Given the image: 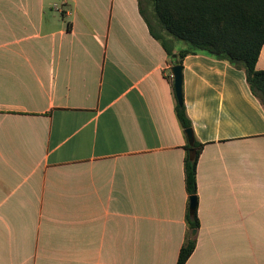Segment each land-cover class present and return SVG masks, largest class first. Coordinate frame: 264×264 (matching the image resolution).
Masks as SVG:
<instances>
[{"label": "crops", "instance_id": "obj_1", "mask_svg": "<svg viewBox=\"0 0 264 264\" xmlns=\"http://www.w3.org/2000/svg\"><path fill=\"white\" fill-rule=\"evenodd\" d=\"M146 7L0 0V264H178L188 138ZM182 66L204 145L186 264H264V107L244 70Z\"/></svg>", "mask_w": 264, "mask_h": 264}, {"label": "trees", "instance_id": "obj_2", "mask_svg": "<svg viewBox=\"0 0 264 264\" xmlns=\"http://www.w3.org/2000/svg\"><path fill=\"white\" fill-rule=\"evenodd\" d=\"M142 9L150 31L174 64L182 65L189 55L205 54L244 70L247 83L264 107V71L257 69L264 46V0H146ZM150 13V14H149ZM178 57L173 58L175 46ZM179 57L181 59H179ZM177 99V98H176ZM176 115L181 127L193 130L184 99L177 101ZM204 145L194 135V145H186L185 185L196 196L197 167ZM188 233L178 264H186L196 250L194 230H199L198 211L187 214Z\"/></svg>", "mask_w": 264, "mask_h": 264}, {"label": "water", "instance_id": "obj_3", "mask_svg": "<svg viewBox=\"0 0 264 264\" xmlns=\"http://www.w3.org/2000/svg\"><path fill=\"white\" fill-rule=\"evenodd\" d=\"M177 55H174V58H176ZM179 59H181L179 57ZM171 73H173V78H174V90L176 94L177 101L180 105L183 103V66L178 64L172 67ZM186 135L189 141V144L191 146L194 145V132L192 129L186 130ZM198 207V199L196 196H193L190 198V211L194 213L197 210ZM193 236L197 234V231L194 230L192 232Z\"/></svg>", "mask_w": 264, "mask_h": 264}, {"label": "built area", "instance_id": "obj_4", "mask_svg": "<svg viewBox=\"0 0 264 264\" xmlns=\"http://www.w3.org/2000/svg\"><path fill=\"white\" fill-rule=\"evenodd\" d=\"M171 78H173V74H171ZM174 79V78H173Z\"/></svg>", "mask_w": 264, "mask_h": 264}]
</instances>
